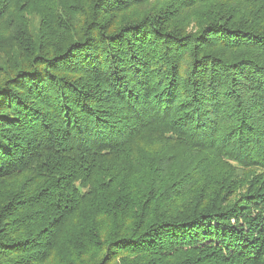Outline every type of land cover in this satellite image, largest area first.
I'll return each mask as SVG.
<instances>
[{
  "label": "trees",
  "instance_id": "16d2710c",
  "mask_svg": "<svg viewBox=\"0 0 264 264\" xmlns=\"http://www.w3.org/2000/svg\"><path fill=\"white\" fill-rule=\"evenodd\" d=\"M0 25V264H264V0Z\"/></svg>",
  "mask_w": 264,
  "mask_h": 264
},
{
  "label": "rangeland",
  "instance_id": "374dc122",
  "mask_svg": "<svg viewBox=\"0 0 264 264\" xmlns=\"http://www.w3.org/2000/svg\"><path fill=\"white\" fill-rule=\"evenodd\" d=\"M0 29H2V30H5L6 29V26L5 25H0ZM165 142L164 141H156V145L154 146V147H157V146H162L163 148H166V146H168V144L167 145H165L164 144ZM216 166H219L220 168H221V166L220 165H216ZM215 166V167H216ZM215 167H213V168H215ZM219 168V169H220ZM223 169V168H222ZM217 170V169H216ZM223 170H225V169H223ZM203 181V180H202ZM234 188H235V185H234ZM246 190V188L245 189H241L238 193H241V192H243V191H245ZM237 193V194H238ZM238 197V196H237Z\"/></svg>",
  "mask_w": 264,
  "mask_h": 264
}]
</instances>
